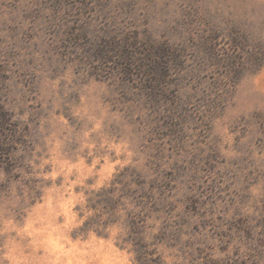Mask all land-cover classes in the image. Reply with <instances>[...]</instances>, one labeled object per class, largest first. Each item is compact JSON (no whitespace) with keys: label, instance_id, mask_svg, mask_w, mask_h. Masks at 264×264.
<instances>
[{"label":"rangeland","instance_id":"374dc122","mask_svg":"<svg viewBox=\"0 0 264 264\" xmlns=\"http://www.w3.org/2000/svg\"><path fill=\"white\" fill-rule=\"evenodd\" d=\"M236 37L264 44V0H0V264H218L260 241L264 66L230 73Z\"/></svg>","mask_w":264,"mask_h":264},{"label":"trees","instance_id":"16d2710c","mask_svg":"<svg viewBox=\"0 0 264 264\" xmlns=\"http://www.w3.org/2000/svg\"><path fill=\"white\" fill-rule=\"evenodd\" d=\"M244 40V42H242ZM234 48L241 49L244 52L243 56H229L228 59H226V64L228 66V69L230 70V73H239L242 75L243 72L247 73H256L258 72L263 66H264V44H256L253 42L252 39L246 40V38H234ZM151 51L155 52L156 58H160V56H157L156 54H162L168 52V50L164 49L163 52H161V48L157 47L155 43L150 44ZM151 54V53H150ZM152 61V60H151ZM156 67V66H155ZM240 70H242L240 72ZM239 71V72H238ZM0 120L3 124L5 121V124L13 127L12 123L10 122V118L8 119V115H5L3 112L0 111ZM3 125L0 124V127L2 128ZM11 134L13 135L14 130H10ZM1 135H0V149H2V141H1ZM9 144V143H8ZM114 204V203H113ZM104 205L108 208H112L113 214H115L116 206H112L110 201H105ZM112 206V207H111ZM107 208V209H108ZM251 234V233H250ZM261 238L260 241L258 238H254L251 235L248 236L249 239V246L247 247V251L243 252H236L233 256H228L227 259L222 260L218 264H264V233H261L259 235Z\"/></svg>","mask_w":264,"mask_h":264}]
</instances>
